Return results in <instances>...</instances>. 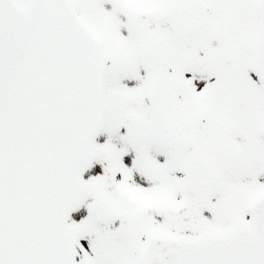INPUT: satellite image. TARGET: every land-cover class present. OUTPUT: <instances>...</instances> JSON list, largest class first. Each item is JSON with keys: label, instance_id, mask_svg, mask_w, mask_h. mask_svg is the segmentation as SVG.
<instances>
[{"label": "snow or ice", "instance_id": "snow-or-ice-1", "mask_svg": "<svg viewBox=\"0 0 264 264\" xmlns=\"http://www.w3.org/2000/svg\"><path fill=\"white\" fill-rule=\"evenodd\" d=\"M0 264H264V0H0Z\"/></svg>", "mask_w": 264, "mask_h": 264}]
</instances>
